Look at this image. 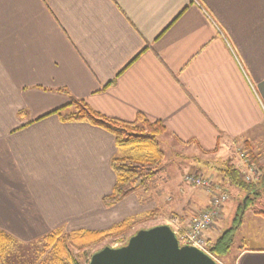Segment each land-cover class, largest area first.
<instances>
[{"label": "crops", "instance_id": "1", "mask_svg": "<svg viewBox=\"0 0 264 264\" xmlns=\"http://www.w3.org/2000/svg\"><path fill=\"white\" fill-rule=\"evenodd\" d=\"M70 98L105 117L160 122L201 155L223 148L220 162L242 173L246 143L263 173L264 0H0V231L13 241L105 231L159 206L155 189L104 204L114 138L52 113ZM175 193L160 202L182 224L209 207L190 185ZM231 258L264 264V192L244 211Z\"/></svg>", "mask_w": 264, "mask_h": 264}, {"label": "trees", "instance_id": "2", "mask_svg": "<svg viewBox=\"0 0 264 264\" xmlns=\"http://www.w3.org/2000/svg\"><path fill=\"white\" fill-rule=\"evenodd\" d=\"M52 113H57L62 122H84L108 132L114 138L116 149L124 153L120 157L113 158L110 163V168L115 175V184L111 194L103 200L107 207L115 205L127 195L143 188L146 182L160 170L162 151L156 139L166 133L165 127L160 122H150L141 115H138L133 122L105 117L93 111L84 101L75 98H70L65 107ZM242 149L247 153L248 162L253 164L255 157L249 145L245 143ZM216 171L228 184L243 193L241 202L234 210L230 225L210 243V255L214 259H220L230 252L235 233L242 224L244 211L264 192V172L258 171L259 176L256 180L245 182L241 177V169L232 163V159L220 162ZM150 216L155 217L153 212L148 214V217ZM135 222L131 217L105 231L71 233L73 238L68 234L61 238L59 236L64 232L60 229L54 230L44 238L45 246H52L55 249L56 264H76L68 249V245H73L75 240L79 241L81 247L91 246L109 238L122 242L123 237L132 229ZM12 241L9 236L0 231V259L5 256ZM63 256L68 263L64 262Z\"/></svg>", "mask_w": 264, "mask_h": 264}, {"label": "rangeland", "instance_id": "3", "mask_svg": "<svg viewBox=\"0 0 264 264\" xmlns=\"http://www.w3.org/2000/svg\"><path fill=\"white\" fill-rule=\"evenodd\" d=\"M158 138L156 139V142L162 151L160 170L152 179L146 182L143 188L136 190L135 192L148 190V192H150L149 195H152L154 189L157 190L156 192L158 193L155 197V201L159 202V206L153 210H148L144 213L141 212V214L133 216L134 221H136L135 225L128 233H126L122 242H116L114 238H109L91 246L81 247L79 246V241L75 240L73 245H68V249L76 264H87L91 255L104 247H120L125 241H127V239L131 237V235L135 234L139 230L149 229L161 225L170 226L168 223H170V220L173 218L180 221V218L177 215L174 213H168L163 209V201L160 202V200L165 198L168 194L175 195V192L179 189V187L184 188L188 186V184L184 183L183 181V177L188 174H197L199 176L206 177L212 182L213 186H218L227 191L229 199L227 203H225L227 210L225 211L222 222L223 224L221 223V225L223 230H225L230 225L234 210L237 204L241 202L243 193L228 184V182H222V178L218 176L219 173L216 171V167L220 164L222 157L225 155L222 150L223 148L221 149L222 151L220 150L218 154L214 156L201 155L200 152H198L193 146L180 147L169 137L164 136V134ZM241 150L243 149L238 151L241 152ZM238 151L236 155H238ZM122 155H124V153L120 150H117L115 157H120ZM252 166L256 176L258 177V167L254 163ZM251 176L252 174H250V177ZM241 177L245 182H248L244 179L243 173H241ZM192 188L200 191L202 190L205 193V190L201 187ZM147 196L148 195L144 193L143 196L140 195V198L145 201ZM151 212H153L155 217H148V214ZM187 222L184 224H187ZM76 232L80 231L64 232L59 237L63 238L64 235L68 234L72 235L70 237L73 238V234L71 233L76 234ZM209 243H211V241ZM45 244L44 238L41 240L38 239L36 241L33 240L28 243H19L14 240L8 248V251L5 253V256L1 258L2 260L0 259V264H56L54 262L56 260L55 249L52 246L46 247ZM63 258L65 259L64 262L68 263L64 256ZM213 260L217 264H232V258L230 260L228 259L227 261H225L224 258H213Z\"/></svg>", "mask_w": 264, "mask_h": 264}, {"label": "water", "instance_id": "4", "mask_svg": "<svg viewBox=\"0 0 264 264\" xmlns=\"http://www.w3.org/2000/svg\"><path fill=\"white\" fill-rule=\"evenodd\" d=\"M87 264H217L199 249L178 243L168 225L137 231L117 248L104 247Z\"/></svg>", "mask_w": 264, "mask_h": 264}, {"label": "built area", "instance_id": "5", "mask_svg": "<svg viewBox=\"0 0 264 264\" xmlns=\"http://www.w3.org/2000/svg\"><path fill=\"white\" fill-rule=\"evenodd\" d=\"M238 159L243 168V175L246 181L256 180L258 177L252 164L248 162L247 153L243 150L238 151ZM250 174L252 176L250 177ZM255 175V176H254ZM184 183L192 187H201L209 196V207L189 218L187 224H182L178 219H171L168 223L174 232L178 243L183 246H192L199 249L204 254L213 259L209 253L210 243L206 238V232L218 221L222 215L223 206L229 197L226 190L213 186L212 182L197 174H188L183 177Z\"/></svg>", "mask_w": 264, "mask_h": 264}]
</instances>
